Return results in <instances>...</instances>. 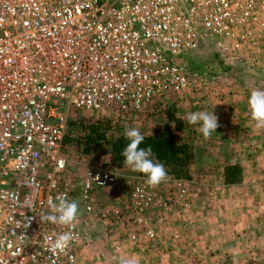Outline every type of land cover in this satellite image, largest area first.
<instances>
[{
    "label": "built area",
    "instance_id": "2783aa9c",
    "mask_svg": "<svg viewBox=\"0 0 264 264\" xmlns=\"http://www.w3.org/2000/svg\"><path fill=\"white\" fill-rule=\"evenodd\" d=\"M254 6L252 0H0V264H80L82 224L78 216L71 225L43 219L49 201L67 198L94 211L95 189L114 185L123 172L99 164L69 168L66 137L73 131L78 137L85 123L71 112L134 117L168 95L201 88L207 77L189 70L185 58L202 31L231 60L237 50L228 39ZM146 179L141 174L130 190L140 224L149 222L145 213L157 200L165 206L160 185ZM167 182L189 205L185 180L167 172ZM63 233L71 234L70 244L53 251ZM145 234L153 239L155 228Z\"/></svg>",
    "mask_w": 264,
    "mask_h": 264
},
{
    "label": "rangeland",
    "instance_id": "374dc122",
    "mask_svg": "<svg viewBox=\"0 0 264 264\" xmlns=\"http://www.w3.org/2000/svg\"><path fill=\"white\" fill-rule=\"evenodd\" d=\"M253 1L256 3L254 14L251 11L245 26L237 24L235 36L228 39L233 41V50H237L235 58L230 60L225 57L222 47L217 44L218 40L206 31H202L199 45L186 56L187 68L199 71L207 77L201 88L187 89L179 94L168 95L160 105L155 104L152 111L136 114L134 117L112 118L106 112L99 111L71 112L72 119L80 117L85 123L82 124L84 132L78 137H75L76 131L70 132L72 135L66 137L64 149L67 157H70L69 168L82 171L84 169L82 164H99L119 167L123 172L122 177L114 185L105 186L109 189L101 190L102 187L95 189L94 211L86 212L79 206L78 219L87 235V240L79 254L80 264H124L126 260H132L135 264H197L198 262L199 264H264V207H257V203L251 198L254 195L256 197L259 191L246 193L240 189L242 185H228L244 180L257 182L260 180L258 178H261L258 176L257 169L250 174L251 176H245L242 172L243 168L246 169L244 161L234 163L228 161L226 165H223L224 176L220 175V180L213 172L205 169L206 166L216 163L212 160L216 156L212 143L202 142L203 145L198 143L197 136L202 135L199 130L200 124L191 125L187 122V115L192 112L207 111L213 112L216 116L219 115L211 106L214 105L216 96L220 98V94L227 92L230 88L264 89V7L261 6H264V1L252 0V3ZM97 122H104L102 132H99L102 133L100 136L105 138L104 141L98 142L94 139L93 126L97 125ZM179 126L183 127V130H180ZM133 127L146 136H152L161 129L167 128L166 134L172 135L176 142H187L189 158L188 163L182 167L187 170V174L176 175L173 172H167L185 180L188 202L196 201V219L201 221L198 223V229L200 230L203 224L210 227V230L215 228L216 232L218 230L224 233L235 232L234 239L219 236L217 240H213L209 234H206V227L205 235L201 237L202 242L191 239L188 241L187 247L191 250H187L185 255H183L184 252L173 251L172 245L167 244L164 235L156 234L153 239H149L145 234L146 228L148 226L155 228L152 226L149 211L145 213L149 222L140 224L133 221L135 210L131 206V185L138 181L142 173L133 172L119 159H112L110 146L106 142V138L117 135L120 128L125 130V128ZM235 148L240 149V143ZM202 156H208L209 161ZM255 162L251 165L252 168H255ZM170 164H166L168 168L171 167ZM226 166H230L229 175L233 179L227 178ZM197 169L202 171L196 174L194 170ZM211 177L224 182L220 186V192L228 196L224 199L228 198L231 204L237 203V200H243V195L246 194L244 200L247 199L253 205L248 203L245 206L249 205V211L252 213L248 215L249 211L245 206L237 205L231 210L230 206L227 207L225 203H222L220 207L216 205L217 201L221 200L220 193L208 187L205 190L195 187L199 186L196 181H211ZM263 179L264 177L261 180ZM162 184L165 183L162 182L160 188L164 186ZM167 184L173 185L171 182ZM159 192H161L160 189ZM107 196L111 199L107 200ZM168 197L172 200H174L173 197L177 199L171 208L178 204L187 207L184 206L179 191L176 195L170 193ZM203 200L214 201L215 205L207 208ZM201 205L205 207L201 209ZM115 207L120 210L118 215L112 212ZM243 219L253 222L256 227L252 232L246 231L245 235H243V228L246 224ZM232 220L238 221L239 227L238 225L234 227ZM217 226L221 227L217 228ZM228 227L230 230H226ZM198 234L200 235L199 232ZM218 234L222 235V233ZM197 246L202 250L208 248L207 252L210 255L203 256L200 249L198 252Z\"/></svg>",
    "mask_w": 264,
    "mask_h": 264
},
{
    "label": "crops",
    "instance_id": "0c3cea01",
    "mask_svg": "<svg viewBox=\"0 0 264 264\" xmlns=\"http://www.w3.org/2000/svg\"><path fill=\"white\" fill-rule=\"evenodd\" d=\"M257 88H237L233 87L220 94V98L217 96L214 99V105L211 106L214 108L216 112H218V124L219 127L217 128V132H214L210 138L205 139L203 134L197 136V142L202 144L203 143H212V148L215 149V160L216 163L212 165L206 166L205 168L209 172H213L218 178L224 176L223 165L226 163L231 162L234 163L236 161H244L246 163V169L243 168L242 172L245 176H251L250 174L255 172L254 170L257 169L258 178L257 182H250L251 180H244L239 182H232L228 185L238 186L242 185V189L244 192L248 191H256L258 190V195L255 197L251 196L253 201L257 203V207L261 208L264 207V127L257 128L256 121L251 118V112L248 107V99L250 97L251 91ZM260 90V89H259ZM264 90V89H262ZM214 98V97H213ZM224 104V105H222ZM222 105V108H221ZM210 107V108H211ZM180 127V126H179ZM180 130H183V127H180ZM240 143V149H236L235 146ZM222 144V145H221ZM203 145V144H202ZM217 149V150H216ZM243 152H242V151ZM214 151V152H215ZM203 155V153H202ZM205 158L206 161H209L208 156H202ZM70 160V157H68ZM255 159V160H253ZM68 160V161H69ZM255 162V168H252L251 165ZM258 165V167H257ZM257 167V168H256ZM201 169L194 170L197 174ZM249 171V172H247ZM204 173V172H203ZM205 174V173H204ZM203 174V175H204ZM208 174V173H207ZM214 175V176H215ZM211 181H196L198 182L199 186H195L196 188L200 189H207L210 188L216 193H220L221 200L217 201L218 206L222 207V203H225V206L233 207L239 205L244 207L245 204H248V200H244L246 194L243 195V200H237V203H232L228 200V198L224 199V197H228L225 193H221L220 186L224 182H220L219 179L217 180L215 177H211ZM221 180V178H220ZM219 181V182H217ZM224 181V179H223ZM163 187L160 188V198L164 201L165 206L161 200H157L150 208L149 215L152 219V226L156 228V234L159 236L164 235L167 244L172 245V250L176 253L184 252L183 255L186 254L187 250H191V248L187 247L188 241L191 239L192 241H201V237L205 235V228L207 226L200 227L198 229L201 221L196 219V201H190L187 207H183L181 205H175L171 208L166 207L167 203H171L172 205L176 202V197H173L174 200L169 198L170 193L176 195L178 192V186L173 184H162ZM206 187V188H205ZM105 189L106 187H102L101 190ZM109 189V188H106ZM235 189V188H234ZM100 190V191H101ZM207 191V190H206ZM113 194V193H112ZM108 197V196H107ZM111 198H107L110 200ZM232 201V200H231ZM205 203L204 205L207 206H214L215 202L210 200H203ZM179 203V202H178ZM251 204V203H249ZM253 205V204H251ZM205 206H200L201 209ZM248 208L249 205L245 206ZM249 211V214L250 215ZM240 215V213H238ZM264 216V215H263ZM199 217V216H197ZM243 221H245L243 219ZM246 226H244L243 235L247 232H252L254 228H256L253 222L245 221ZM232 224L238 225V221L232 220ZM221 226H217L220 228ZM235 227V226H234ZM239 227V225H238ZM229 227L226 229L228 230ZM230 230V229H229ZM200 235L198 234V232ZM238 231V230H237ZM247 231V232H246ZM222 233V235L218 234ZM227 233V234H226ZM220 232L219 230L216 232V229L210 230V227H207L206 234H209L210 238L213 240H217L219 236L228 237L234 239L235 232ZM207 238V237H206ZM232 240V239H231ZM202 242V241H201ZM181 247V248H180ZM198 248V246H197ZM201 250L203 256H209L210 254L207 252L208 248H198ZM183 250V251H182ZM228 250V248L226 249ZM191 254V252L189 253ZM206 258V257H205ZM198 262L197 264H199Z\"/></svg>",
    "mask_w": 264,
    "mask_h": 264
},
{
    "label": "clouds",
    "instance_id": "9594fccd",
    "mask_svg": "<svg viewBox=\"0 0 264 264\" xmlns=\"http://www.w3.org/2000/svg\"><path fill=\"white\" fill-rule=\"evenodd\" d=\"M248 107L251 118L256 121V127H264V90L255 89L251 91L248 99ZM187 122L191 125L200 124V131L205 139L217 132L218 117L207 111L192 112L187 115ZM123 136L128 141L122 151L124 165L133 172L144 174L149 186L156 187L167 179V172L162 163L154 161L152 148L141 147L145 137L137 128H125ZM50 214L43 217L53 223L71 225L79 213V204L75 200L58 198V202L49 201ZM72 240L70 233H63L58 236L52 245V250H63ZM124 264H135L132 260L124 261Z\"/></svg>",
    "mask_w": 264,
    "mask_h": 264
},
{
    "label": "trees",
    "instance_id": "16d2710c",
    "mask_svg": "<svg viewBox=\"0 0 264 264\" xmlns=\"http://www.w3.org/2000/svg\"><path fill=\"white\" fill-rule=\"evenodd\" d=\"M95 131L94 138L100 137L102 133L96 130V126H93ZM117 135L111 138H106V142L110 146V156L112 159H119L123 162L124 157L122 156V151L125 148L128 141L123 136L124 130L119 129ZM168 132L167 128H163L154 135H143L145 137L141 147H151L154 154V161L162 163L166 171L173 172L176 175H186L187 170L184 167L188 163L189 151L187 142H176L172 135L166 134ZM166 135V137H164ZM105 139V138H104ZM170 164V168L166 164ZM230 166H226L227 178L230 177L229 170ZM231 178V177H230ZM233 179V178H231Z\"/></svg>",
    "mask_w": 264,
    "mask_h": 264
}]
</instances>
